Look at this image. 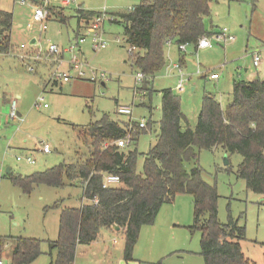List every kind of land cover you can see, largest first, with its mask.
Wrapping results in <instances>:
<instances>
[{
  "label": "rangeland",
  "instance_id": "374dc122",
  "mask_svg": "<svg viewBox=\"0 0 264 264\" xmlns=\"http://www.w3.org/2000/svg\"><path fill=\"white\" fill-rule=\"evenodd\" d=\"M140 3L141 0H76L64 7L58 0H0V11L13 13L12 43L17 45L9 55H0V236L42 241L43 255L33 264H50L51 255L56 251L50 249L49 241L58 238L60 211L65 207L79 208L82 201L85 202L83 190L79 186L56 189L40 185L26 195L10 181L8 170L14 175L27 176L61 163H72L75 152L85 150L82 134L105 114L115 121L139 123L145 120L150 123L152 128H147V134L130 146L147 154L159 135L162 91L171 89L180 97L182 110L194 128L206 93L214 94L225 108L232 99L235 81H247L253 74L264 79V0H218L213 2L211 15L204 21L205 28L207 31L227 29L235 40L214 43L205 51H197L194 45H189L186 52H181L179 46L169 45L166 67L155 76L152 92L141 91L142 84L136 80L139 71L132 65L123 28L111 22V14L126 12ZM36 7H44L47 12L49 9L52 14L58 10L61 18L53 15L46 31L40 30V24L30 27ZM79 9L107 12L103 25L107 48L95 51L91 37H87L79 48L59 56L61 62L40 63L34 73L29 72L19 58L22 53L29 50V53L45 57L50 45L69 49L78 36L86 34L82 31L86 29L83 22L78 27ZM33 39L39 41L34 48L30 46ZM22 46L27 48L22 50ZM183 56L185 77L181 91L180 77L173 66L180 65ZM255 56L260 57L259 67L254 65ZM74 57L83 64L84 79L71 69ZM55 71L70 72L73 79L62 84L57 82V86L50 85L44 91L43 84ZM204 73L209 74L203 76ZM215 73L219 75L218 81L210 79ZM17 94L23 96L22 100H17V111L20 105L24 114L12 120L9 116L11 104ZM37 102L47 105V109L36 108ZM119 107L132 108V116L119 115ZM41 144H48L51 153L40 151ZM24 148L29 150L24 152ZM26 156L36 163L18 161V157ZM241 162L240 155H227L217 149L201 151L198 165L203 171V180L217 189L220 223L227 224L232 217L239 226L245 227L246 238L241 242L245 257L252 264H264V197L249 191L246 182L238 178ZM143 165L144 157H140L138 173H142ZM193 167L194 162L186 164L188 170ZM56 203L58 209L53 208ZM193 223L194 203L189 195H178L173 203L161 208L155 221V238L164 249L156 255H166L162 264H205L200 255L202 234L190 230ZM140 244L138 241L133 255L140 263H122L123 234L102 229L96 244L90 245L86 253L78 252L74 264H159V258L153 262L147 251L137 253ZM13 246L11 242L5 253L6 262L12 259Z\"/></svg>",
  "mask_w": 264,
  "mask_h": 264
},
{
  "label": "trees",
  "instance_id": "16d2710c",
  "mask_svg": "<svg viewBox=\"0 0 264 264\" xmlns=\"http://www.w3.org/2000/svg\"><path fill=\"white\" fill-rule=\"evenodd\" d=\"M216 1L141 0L133 11L111 14V22L122 26L127 44L135 50L130 54L132 65L145 76L141 91L152 92L155 76L166 67L169 45L197 47L202 38L215 32L207 31L204 21ZM50 11L49 20L53 15L61 18L58 10L54 14ZM101 13L79 9L78 27L84 22L87 28ZM13 21V13L0 11V54L4 56L13 48ZM40 63L30 61L34 67L31 73ZM180 65H184V58ZM161 97L159 135L147 154L131 147L118 148L115 142L130 136L136 145L139 137L147 134L148 125L142 129L136 122L115 121L105 114L82 134L85 150H78L72 163L27 176L9 175L13 185L26 195L40 185L83 189L87 203L61 212L58 239L49 242L50 249L57 253L51 264H74L79 245L96 241L102 229H112L114 225L120 227L124 236V261L134 262L142 228L152 226L161 208L173 203L178 195L193 198L194 223L190 230L202 234L200 255L205 264H252L241 245L246 228L232 217L227 224L220 223L217 189L203 180L198 162L203 150L222 149L227 155H240L238 178L246 182L249 191L264 197V79L235 81L232 99L225 108L214 94L206 93L194 128L189 125L177 94L168 89L161 92ZM140 157H144L142 173L137 170ZM189 162L195 163L191 170L186 168ZM105 174L118 176L121 184L104 189ZM53 208H59V204ZM8 239L15 243L12 264H32L43 254L42 241ZM5 241L0 237V248Z\"/></svg>",
  "mask_w": 264,
  "mask_h": 264
},
{
  "label": "built area",
  "instance_id": "2783aa9c",
  "mask_svg": "<svg viewBox=\"0 0 264 264\" xmlns=\"http://www.w3.org/2000/svg\"><path fill=\"white\" fill-rule=\"evenodd\" d=\"M60 2L62 4V6L69 7L72 4H74L76 2V0H60ZM133 10H134V8H130L128 11H133ZM106 16H107V12L104 11L101 13V16H97L96 18L91 20L88 27L86 28V34L83 35L81 38H78L72 44V46L69 49H67V51L72 52L73 50L79 48L81 44L86 42L87 37H91L95 51H100V50L106 49L108 46V41L104 40V38H103V25H104V21L106 20L105 19ZM49 18H50V14H49V12H47V10L44 7H36L34 10L33 19H32V22L30 24V27H32V25H34V24H40V30L46 31ZM234 40H235L234 37L229 35L228 30L223 29L220 31H215L210 37L202 38L199 41L197 48L198 49H210L214 46V43L225 44L228 42H233ZM118 43H120V40H118ZM188 46L189 45H187V44L180 45L179 50L181 52H186ZM26 48H27L26 46L21 47L22 50H24ZM29 52L30 51L28 50V52L22 53L19 56V58L21 59V61H23L25 63L27 69L30 72L34 71V67H32L29 64L30 61H36V62H41V63H46L49 61L61 62V59L59 58V56H62V51L55 44H52L49 46L47 55L45 57H43L40 53H38L37 55H34V52L33 53L32 52L29 53ZM134 52H135V50L130 47V54H132ZM260 61H261L260 57L255 56V58H254L255 67L259 66ZM70 66H71V69H73L77 72V75L79 78L84 79L86 77L85 72L82 70L83 64L79 62L77 57L73 58V60L70 63ZM173 69L178 72V75L180 77V84H179L180 90H182L183 89V83H184V77H185V75L183 73V69L179 64L174 65ZM199 74H202V73L199 72ZM218 77L219 76L217 74L211 75V78L214 80L218 79ZM71 79H73V76L70 74V72H57L56 71V73L53 76V81L58 82V83H60V82L61 83H67ZM136 80H137V83H139L140 85L143 84V82L145 80L144 74L139 72ZM35 106H36V108H38L40 110L43 108H47V105H42L39 102H37L35 104ZM17 109H18L17 101H14L11 104V111H10V115H9L12 120L17 119V115H18ZM117 113L119 115H122V116H132L133 110L130 107H119L117 110ZM138 124H139L140 128H142V129L147 128V122L145 120H142ZM131 143H132L131 137L127 136L124 139L116 141L115 145L118 148L125 149V148L130 147ZM39 150L45 154L51 153V149H50L48 144H41V148H39ZM18 161L19 162L26 161L27 163H29L31 165H34L36 163L35 160L30 156L18 157ZM120 184H121V181H120V178L118 176L110 175V174L104 175V178H103V188L104 189L117 187ZM93 202L95 204H97L98 200L95 199ZM0 264H10L3 259L1 253H0Z\"/></svg>",
  "mask_w": 264,
  "mask_h": 264
},
{
  "label": "crops",
  "instance_id": "0c3cea01",
  "mask_svg": "<svg viewBox=\"0 0 264 264\" xmlns=\"http://www.w3.org/2000/svg\"><path fill=\"white\" fill-rule=\"evenodd\" d=\"M58 2H60V0H58ZM54 3V2H53ZM57 3V2H56ZM135 7V6H134ZM34 14V13H33ZM14 17V16H13ZM32 22V21H31ZM31 24V23H30ZM81 24V23H80ZM13 25H14V21H13ZM84 25V27H85V23L83 22L82 23V26ZM30 26V25H29ZM33 26V25H32ZM12 31H13V29H12ZM82 31H83V29H82ZM80 33H78V35H79ZM11 38H12V35H11ZM33 42V43H32ZM32 44V45H31ZM39 45V41H37L36 39H33L31 42H30V46L31 47H36V46H38ZM15 46H17V45H14L13 44V47H15ZM60 48V47H59ZM196 50L197 51H205V50H207V49H198L197 47H196ZM61 51H62V55L64 54V53H67V52H69V51H67V49H64V50H62L61 49ZM1 55V54H0ZM4 56V55H3ZM183 58H184V56H183ZM181 66V65H180ZM182 67V66H181ZM259 67V66H258ZM38 73V72H37ZM56 73V71L54 72V73H52V77H51V75L49 76V80H48V82L44 85L43 84V87H44V91H46L47 89H48V87H51L52 85L53 86H57L58 85V83L57 82H53V76H54V74ZM216 74V73H215ZM218 75V74H217ZM219 76V75H218ZM51 77V78H50ZM210 79L211 80H213V81H218L220 78L218 77V79H212L211 78V75H210ZM254 79H256V74H253V75H251L250 77H249V79L247 80V81H249V82H251V81H253ZM62 84V83H61ZM51 85V86H50ZM184 89V88H183ZM182 89V90H183ZM181 90V91H182ZM22 95L21 94H17L16 95V99H14V101H17V100H22ZM40 99L41 100H43V96H41L40 97ZM13 101V102H14ZM12 102V103H13ZM18 102V101H17ZM19 104V103H18ZM43 109H47V108H43ZM151 110V112H152V109H150ZM23 110H22V107L19 105V111H18V115H17V119H20V118H22L23 117ZM132 121V120H131ZM147 125H148V127L149 128H152V125L149 123H147ZM158 126H159V124H158ZM24 152L25 151H28L29 149L28 148H24V149H22ZM77 152V151H76ZM76 152H75V154H76ZM76 158V157H75ZM75 158H74V160H75ZM11 171V170H10ZM11 174V173H10ZM9 174V175H10ZM8 175V176H9ZM68 187H74V186H68ZM82 189V188H81ZM83 190V189H82ZM85 202L83 203V201H82V203H81V206L79 207V208H81L84 204H86L87 203V201L85 200V199H83ZM58 209V208H57ZM64 209H66V207L65 208H63V209H61V211H60V215H61V212H62V210H64ZM59 222H60V216H59ZM108 231H112V232H115L116 233V231H114L113 229H107ZM156 231V225H155V223L152 225V226H148V228L147 227H143L142 228V230H141V233H140V237H139V243H141L140 244V249L138 250V252L137 253H141V252H143V250H145V251H147L149 254H150V256H151V259L150 260H153V262H154V260H158V258H159V260L160 261H157L158 263H161L162 264V260L166 257V255H161V254H159V255H156L157 253H159V252H162V250H164L163 248H162V246H161V244H159L158 245V243H157V241H156V238H155V232ZM121 232V230L119 231V233ZM58 233H59V229H58ZM122 233V232H121ZM123 234V233H122ZM1 237V236H0ZM1 238H3V239H5L6 241L4 242V244H3V246L0 248V253H1V255H2V257H3V259H4V256H5V253H6V251L10 248V244H11V242H13V241H11V239H8V237H1ZM23 238H25V237H23ZM31 239H33V238H31ZM58 239V238H57ZM56 241V240H55ZM50 242V241H49ZM14 243V242H13ZM96 244V241H94V242H92V243H90V244H87V245H79L78 246V248H77V253H76V256H77V254H78V252H80L81 251V253H86L88 250H90V245H92V244ZM114 244H117V242L116 241H114ZM158 245V246H157ZM142 246V247H141ZM14 247H15V243H14V246H13V249H14ZM138 248V245L137 246H135V249H134V253H133V255H135V253H136V249ZM57 254V253H56ZM56 254H52L51 255V258H52V260H51V262H50V264L51 263H53L54 262V260H55V258H56ZM12 255H13V252H12ZM43 255V254H42ZM156 255V256H155ZM123 256H124V254H123ZM153 256V257H152ZM155 258V259H154ZM40 259V257L35 261V262H37L38 260ZM5 260V259H4ZM134 262H139L140 260H138V259H135L134 258ZM123 261H124V257L120 260V262H122L123 263ZM35 262H33V263H35ZM125 262V261H124ZM8 263H10V264H12V259H11V261L10 262H8ZM32 263V264H33ZM140 263V262H139Z\"/></svg>",
  "mask_w": 264,
  "mask_h": 264
},
{
  "label": "water",
  "instance_id": "95a60500",
  "mask_svg": "<svg viewBox=\"0 0 264 264\" xmlns=\"http://www.w3.org/2000/svg\"><path fill=\"white\" fill-rule=\"evenodd\" d=\"M33 43V42H32ZM32 45V44H31ZM226 163L228 164V162H227V160H226ZM11 172H10V170H8V174H10ZM112 229L114 230V231H116V232H119L120 231V227H118L117 225H114L113 227H112Z\"/></svg>",
  "mask_w": 264,
  "mask_h": 264
}]
</instances>
